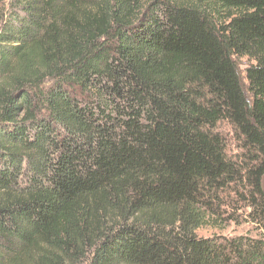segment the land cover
I'll use <instances>...</instances> for the list:
<instances>
[{
  "label": "trees",
  "instance_id": "16d2710c",
  "mask_svg": "<svg viewBox=\"0 0 264 264\" xmlns=\"http://www.w3.org/2000/svg\"><path fill=\"white\" fill-rule=\"evenodd\" d=\"M263 178L264 0H0V264H264Z\"/></svg>",
  "mask_w": 264,
  "mask_h": 264
},
{
  "label": "rangeland",
  "instance_id": "374dc122",
  "mask_svg": "<svg viewBox=\"0 0 264 264\" xmlns=\"http://www.w3.org/2000/svg\"><path fill=\"white\" fill-rule=\"evenodd\" d=\"M234 61L242 82L247 86V70L254 62L248 57H236ZM218 128L227 140L229 158L236 160L240 164H245L244 151L241 148V144L237 141L234 129L227 122H221ZM234 190L232 188L218 192L217 198L214 199L213 203L216 214L209 219L205 226L196 231L199 237L249 235L258 238L261 231L249 221L248 214L250 209ZM241 192L244 196L247 195L244 188Z\"/></svg>",
  "mask_w": 264,
  "mask_h": 264
}]
</instances>
